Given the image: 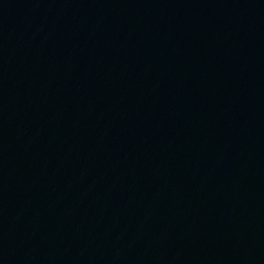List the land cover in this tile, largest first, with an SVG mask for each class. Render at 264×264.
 Returning <instances> with one entry per match:
<instances>
[{
    "label": "water",
    "instance_id": "1",
    "mask_svg": "<svg viewBox=\"0 0 264 264\" xmlns=\"http://www.w3.org/2000/svg\"><path fill=\"white\" fill-rule=\"evenodd\" d=\"M0 264H264V0H0Z\"/></svg>",
    "mask_w": 264,
    "mask_h": 264
}]
</instances>
